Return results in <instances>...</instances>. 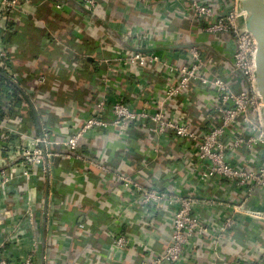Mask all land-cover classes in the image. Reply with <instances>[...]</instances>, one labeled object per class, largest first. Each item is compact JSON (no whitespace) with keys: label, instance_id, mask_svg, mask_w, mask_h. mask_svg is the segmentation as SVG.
<instances>
[{"label":"crops","instance_id":"crops-1","mask_svg":"<svg viewBox=\"0 0 264 264\" xmlns=\"http://www.w3.org/2000/svg\"><path fill=\"white\" fill-rule=\"evenodd\" d=\"M24 1L16 18L12 16L6 23L0 19V27L5 28L2 45L6 49L7 59L4 65L8 72L16 75V87L20 91L36 88L37 76L46 78L45 87L41 89L47 100V103H43L48 112L44 122L49 124L55 138L66 135L70 126L80 123V119L87 116L84 106L89 96L92 99L99 97L98 92L92 91L93 80H97V73L104 69L100 60L110 57L115 43L113 31L118 28L136 26L147 30L158 38L162 48L175 54L182 45L197 46L204 53L208 68L219 76L231 69L233 42L225 35L211 36L200 32L201 22L191 20L185 0H100L91 14L92 19L88 12H84L81 0ZM58 2L64 5L61 12L53 7ZM24 27L27 29L28 43L35 44L40 51H47L55 46L63 53L66 62L63 67L58 60L61 56H53L49 60L45 55L34 57L32 45L25 46L27 50L22 49L19 39ZM84 40L89 42L90 55H79L71 51L72 46L81 44ZM79 56L82 57L81 60ZM0 70L4 75L7 73L4 68ZM38 72L43 75H37ZM58 73L68 75L67 81L56 82L55 76ZM76 73H84L85 77L77 76ZM49 76H52L53 82ZM227 79L233 90L243 87L234 75L231 74ZM132 80L135 88L131 89L123 84L121 99H127L128 104L131 103L134 107L143 106L148 98L158 96L164 86L173 83L155 66L140 70ZM62 88L81 91V99L65 98L61 103L54 104L49 95L54 94L61 99L64 93ZM212 100L211 95H202L199 90L192 88L169 102L165 113L170 119L186 121L192 130L200 132L213 123ZM19 102L20 106L15 109L20 115L27 110L22 101ZM24 118L28 121L26 129L35 132L36 127L29 122L27 113ZM40 120L43 121L41 114ZM122 144L123 140L117 141L114 132H106L83 139L80 149L84 156L98 162L105 169L125 174L135 173L142 163H146L150 169L149 174L157 178L160 184L165 183L172 172L177 179L173 184L182 194L202 197L215 195L222 200L235 197L236 192L229 190L228 186L209 187L198 179L201 175V163L196 160L195 146L186 145L177 139L156 142L146 129L133 126H130L125 143L132 146L129 159H121L119 156ZM53 165L54 183H64L62 192L58 187L61 195L58 207L61 204V208L68 213L57 216V209L52 205L54 218L51 219L57 221V226L52 229L51 234L48 233L49 226L44 229L40 224L37 233L38 249L45 260H40L38 264H140L147 251L148 254L155 255L169 245L171 218L158 211L152 217L155 220L154 227L149 226L144 221L146 215L133 207L131 201L128 203L127 197L109 174L74 161L56 159ZM30 187L35 189L36 202L42 208H48L45 192L50 186L47 180L36 174ZM15 201L16 197L11 193L0 199V224L6 219L7 212L15 210ZM249 208L264 212V205L261 206L254 200ZM198 209L200 219L208 224L220 222L224 214V210L216 206H200ZM41 220H44L43 216ZM57 228L59 230L53 233ZM114 232L128 235L139 247L128 248L120 257L114 255L110 238ZM21 239L23 240H18L16 244L20 248L25 247L27 241L26 238ZM199 243L201 242H197L195 248L183 255L179 264H240L244 260L264 264V220L241 216L234 228L219 239L215 246L212 241L204 243L202 247Z\"/></svg>","mask_w":264,"mask_h":264},{"label":"built area","instance_id":"built-area-1","mask_svg":"<svg viewBox=\"0 0 264 264\" xmlns=\"http://www.w3.org/2000/svg\"><path fill=\"white\" fill-rule=\"evenodd\" d=\"M99 1L81 0L84 12H88L90 18ZM185 1L191 20L205 22V26H200V32L211 36L225 35L233 42L231 69L226 70L224 75L219 76L208 68L204 53L197 46L179 49L177 54L164 48L150 53L133 52L131 49L163 45L147 30L136 26L123 27L113 31L114 48H111L109 58L100 60L104 69L97 73V80H93L92 91L98 92L99 97L92 99L89 96L84 106L87 116L80 119V123L70 126L66 135L55 138L49 124L44 122L48 115L47 107L43 105L47 100L41 90L45 87L44 76H37L36 88L23 90L24 95L20 96L25 110L33 108L40 112L43 121L40 122L39 132L24 129L8 116L0 119V199L8 193L16 197L15 210L7 212L6 219L0 224V264H38L40 260H45L38 249L39 226L43 225L44 229L49 226V234L57 226V221L51 219L54 218L52 205L57 209V216L68 213L61 208V204L58 207L61 196L58 187L62 192L64 183H54L53 161L56 159L79 162L109 174L127 197L128 203L131 201L133 207L146 215L144 221L152 228L155 221L152 217L156 212H164L171 218L169 245L155 255L147 251L140 264H179L183 255L195 248L197 242H201L202 247L212 241L215 246L234 228L241 216L264 220L263 211L248 209L258 194L264 195V125L260 117L262 104L254 88V38L242 26L244 13L238 7L239 0L223 13L216 12L202 0ZM24 3V0H0V19L6 23L10 17L16 18ZM53 7L61 12L64 5L58 2ZM4 33L5 28L0 27V68L6 70L4 61L7 52L2 45ZM148 66L160 68L173 83L164 86L158 96L148 98L141 107L122 103V85L135 88L133 77ZM231 74L243 85L238 91L232 89L227 79ZM4 77L11 85H18L15 74L7 71ZM192 88L202 95H211L213 99L211 110L214 119L205 131L195 132L186 121L170 119L165 113L169 102ZM130 126L146 129L156 142L177 139L195 146L196 160L201 163L198 179L209 187L228 186L229 190L236 192L235 197L222 200L215 195L182 194L173 184L177 179L172 172L165 183L154 187L146 163L139 164L135 173L125 174L107 170L81 153L80 142L83 139L114 132L117 141L123 140L119 156L129 159L132 146L125 143ZM237 154H240V161H250L254 157L261 166L250 172L233 166L235 163L231 158ZM36 174L46 179L50 186L45 192L48 208H42L36 202L35 189L30 187ZM164 174L166 176V172ZM200 206H216L224 210L221 221L205 223L199 217ZM42 216L44 220H41ZM21 238L27 240L22 248L16 246L18 240H23ZM110 238L113 254L118 257L128 248L139 247L131 237L121 232L112 233ZM240 264L262 263L244 260Z\"/></svg>","mask_w":264,"mask_h":264},{"label":"trees","instance_id":"trees-1","mask_svg":"<svg viewBox=\"0 0 264 264\" xmlns=\"http://www.w3.org/2000/svg\"><path fill=\"white\" fill-rule=\"evenodd\" d=\"M200 26L201 27L205 26V23L201 22ZM20 33L21 34H20V39H19V41H20L19 45L22 46L23 50H27L25 46L32 45V46H34V57L45 55L46 57L49 58V60H52L53 56H55L56 58L61 56L60 58H58L60 65L63 67V64L66 63L63 59V56H64L63 53H60L55 46L49 48L47 51H40L39 49H37L35 44L33 45L32 43H28V39H26L27 29L25 27L22 29V31ZM16 36L18 37L19 34H17ZM34 42H35V39H34ZM72 47L73 48L71 49V51H73L74 53L79 54V55H83L84 53L87 55H90V53H91L90 48H89V42L87 40H84V42H82L81 44H77V45L75 44ZM185 47L189 48L188 45H182L179 47V49L180 48L186 49ZM69 48H70V46H69ZM174 51H177V50L174 49ZM81 58L82 57H80L79 60H81ZM54 61H56V59ZM75 61H76V58H75ZM84 64L86 67L88 66L86 60L84 61ZM92 64L94 65L93 62H92ZM38 73L39 74H37V75H43L42 72L41 73L38 72ZM76 75L85 77L84 73H76ZM49 77H50V80L53 82L52 76H49ZM68 77L69 76L66 74L58 73L57 76H55V80H56V82L61 83V82L67 81ZM238 90L239 89H237L235 91H238ZM0 91H1V95H0V119L5 117V116H8V117L13 118L14 120L18 121L23 126V128L26 129L28 127V121L24 118V114L27 113L29 115L30 120H31V121L29 120V122L32 124V126L34 125L36 127L37 132H39L40 131L39 130L40 122H41L40 117H39L40 116L39 112L34 111V109L31 108V109L25 111L24 114L20 113V115H19V113L16 111L15 107L17 108L18 106H20V105H18L20 103L19 101L21 100L20 96H22L24 94L16 86L11 85L5 79L4 73L1 70H0ZM62 93H63V95H62L61 99L56 97L54 94H50L49 97L54 104H59V103H61V101L65 100V98H67V99L70 98V100H72V99L77 100V99H79V96L82 95V92L79 90H65V88H62ZM124 101L127 102V99H124V100L121 99L122 103H125V104L128 103V102L126 103ZM205 130H206V128L202 129L201 131H205ZM150 181L153 183L154 187H158L160 184L157 181V178L152 177V176H151Z\"/></svg>","mask_w":264,"mask_h":264},{"label":"water","instance_id":"water-1","mask_svg":"<svg viewBox=\"0 0 264 264\" xmlns=\"http://www.w3.org/2000/svg\"><path fill=\"white\" fill-rule=\"evenodd\" d=\"M238 7L244 13L242 26L252 35L255 41L253 55V66L255 69L254 88L262 104L260 117L264 125V0H239ZM110 34L112 33L110 32ZM162 49V47H158L131 49V51L150 53Z\"/></svg>","mask_w":264,"mask_h":264},{"label":"rangeland","instance_id":"rangeland-1","mask_svg":"<svg viewBox=\"0 0 264 264\" xmlns=\"http://www.w3.org/2000/svg\"><path fill=\"white\" fill-rule=\"evenodd\" d=\"M236 0H207L205 3L207 5H210L214 8L220 9L223 12L228 11L230 8H232L235 5ZM238 155V156H237ZM235 156H232V161L235 163L233 164V166H238L242 169H245L246 171L250 172L255 171L257 168H259L261 166V164H259V161L257 159H255L254 157H252L249 160L245 159L240 161V154H237ZM239 160V161H238ZM259 198H263V199H259ZM254 200L258 201L257 203L261 206L264 205V195H257L256 198H254Z\"/></svg>","mask_w":264,"mask_h":264}]
</instances>
